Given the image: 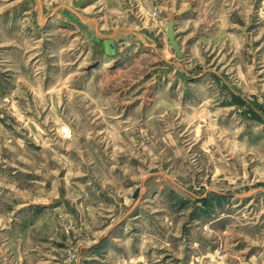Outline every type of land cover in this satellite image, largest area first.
Returning <instances> with one entry per match:
<instances>
[{
  "label": "rangeland",
  "instance_id": "obj_1",
  "mask_svg": "<svg viewBox=\"0 0 264 264\" xmlns=\"http://www.w3.org/2000/svg\"><path fill=\"white\" fill-rule=\"evenodd\" d=\"M76 1L0 0V264H264V0Z\"/></svg>",
  "mask_w": 264,
  "mask_h": 264
},
{
  "label": "water",
  "instance_id": "obj_2",
  "mask_svg": "<svg viewBox=\"0 0 264 264\" xmlns=\"http://www.w3.org/2000/svg\"><path fill=\"white\" fill-rule=\"evenodd\" d=\"M86 0H78L74 2L73 6L75 8L81 7V5L85 2ZM167 40L169 43V46L171 50L176 54L178 58H181V53L179 50V47L177 45V42L175 40V33H174V25L173 22H169L167 25ZM104 52L106 55H111L114 54V50L112 49V43L111 42H104Z\"/></svg>",
  "mask_w": 264,
  "mask_h": 264
},
{
  "label": "bare ground",
  "instance_id": "obj_3",
  "mask_svg": "<svg viewBox=\"0 0 264 264\" xmlns=\"http://www.w3.org/2000/svg\"><path fill=\"white\" fill-rule=\"evenodd\" d=\"M65 130H66V131H65ZM63 132H65V133H66V132H67V129H64V130H63Z\"/></svg>",
  "mask_w": 264,
  "mask_h": 264
}]
</instances>
